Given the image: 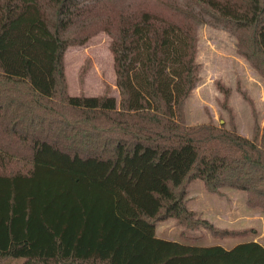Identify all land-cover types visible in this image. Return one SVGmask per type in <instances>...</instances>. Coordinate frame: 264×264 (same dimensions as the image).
<instances>
[{
    "label": "trees",
    "instance_id": "1",
    "mask_svg": "<svg viewBox=\"0 0 264 264\" xmlns=\"http://www.w3.org/2000/svg\"><path fill=\"white\" fill-rule=\"evenodd\" d=\"M231 33L235 48L264 85V0H0V262L21 264H264L255 240L230 248L157 236L160 221L214 237H245L253 228H220L187 205L191 181L208 192L242 190L264 213V124L238 132L218 84L227 123L188 125L184 102L200 78L197 31ZM103 31L110 37L119 99L71 95L64 53ZM243 97L251 100L240 87ZM222 118V117H221ZM40 170L69 177L67 199L101 192L92 217L59 218L43 237L21 228L11 211L16 180ZM54 182H52L53 184ZM14 220V219H13ZM196 242V241H195Z\"/></svg>",
    "mask_w": 264,
    "mask_h": 264
},
{
    "label": "rangeland",
    "instance_id": "2",
    "mask_svg": "<svg viewBox=\"0 0 264 264\" xmlns=\"http://www.w3.org/2000/svg\"><path fill=\"white\" fill-rule=\"evenodd\" d=\"M261 43L264 48V30L261 32ZM110 37L100 31L82 45H70L64 53V72L67 90L71 95H100L105 84L109 94L119 99L115 85L113 55L109 48ZM200 63V78L184 102L185 122L188 125L204 123L209 120L215 124L227 123L229 114L221 105L223 93L218 84L229 88L227 105L237 125L238 132L251 137L254 130V116L259 126L264 124V85L254 68L237 53L234 36L226 30L201 24L197 31V55ZM242 88L251 103L245 99L238 88ZM222 117V118H221ZM52 182H54L52 184ZM13 205L11 211L14 229H20L21 208L23 199L27 206L26 231L33 238L43 237L44 228L39 226L41 220L50 227L59 218L69 219L74 214L82 216L83 223L92 217V201L101 195L96 189L82 190V199L73 202L67 199L70 186L69 177L60 174L51 176L40 170L28 180H16L14 185ZM1 191V187H0ZM86 194H90L88 200ZM187 205L197 215L207 218L220 228H253V233L245 237H214L208 230H188L178 225L173 219L160 221L156 234L171 240L183 239L180 232L189 237L201 236L192 240L201 245H232L236 242L255 240L264 246V213L246 204V193L230 187H222L219 193L208 192L200 179L189 183ZM4 208L0 204V215ZM56 216V217H55ZM55 217V218H54ZM56 222H49L53 219ZM14 219V220H13ZM196 241V242H195ZM0 264H4L0 262ZM5 264H21V259L10 260Z\"/></svg>",
    "mask_w": 264,
    "mask_h": 264
},
{
    "label": "crops",
    "instance_id": "3",
    "mask_svg": "<svg viewBox=\"0 0 264 264\" xmlns=\"http://www.w3.org/2000/svg\"><path fill=\"white\" fill-rule=\"evenodd\" d=\"M158 236V235H157ZM160 237V236H159ZM162 238H164V237H162ZM165 239H167V238H165ZM238 242H236V243H234V244H232V245H229V246H226V245H223L225 248H230V247H232V246H234L235 244H237Z\"/></svg>",
    "mask_w": 264,
    "mask_h": 264
}]
</instances>
